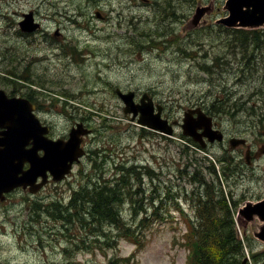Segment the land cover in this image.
<instances>
[{
	"label": "rangeland",
	"instance_id": "374dc122",
	"mask_svg": "<svg viewBox=\"0 0 264 264\" xmlns=\"http://www.w3.org/2000/svg\"><path fill=\"white\" fill-rule=\"evenodd\" d=\"M218 1L208 18L214 20L222 15L218 7L224 0ZM144 2L0 0V52L5 59L3 61L0 57V61L6 62H0V69L8 70L7 63L19 57L29 65L33 79L37 77L38 81L47 83L54 92L66 90L73 95L70 98L75 100L74 107L77 106L75 102L81 104L79 108L65 107L68 102H61L57 97L52 105H49L51 101H45L44 117L52 122L56 134L64 133L74 116L80 115L88 119L93 129L92 134L85 138L88 154L74 167L71 175L42 189L37 198L20 191L9 195L1 204L0 264H106L112 257L123 258V264H184L187 250L181 241L186 222L183 212L176 208L174 197L180 200L184 212L192 216L194 210L186 192L191 194V188L199 183L193 182L184 169H180L183 164L178 146L189 153L185 158L191 159L206 179L225 189L230 202L238 203L236 206L229 203L228 216L242 200L264 196V105H261L264 103V77L256 71L264 74V67H258L264 64V30L259 29L263 33L262 39L247 40L245 44L248 45H241L234 33L212 24L210 20L209 25L205 22L193 31L194 34L184 36V21L181 20L193 9L194 0H147V5ZM198 2L209 3V0ZM29 9H33L41 20L45 33L43 36L38 33L35 39L31 37L34 41L26 44L23 38H18L14 28L22 13ZM95 10L103 16L106 14L107 19L98 18ZM74 13L80 15L74 17L77 23L70 21ZM56 29L65 34L68 45H76L85 56L69 61L59 55L62 50L54 45L60 42H56L50 33ZM112 56L114 63L111 62ZM216 56L218 63L213 65L211 57L214 62ZM203 60L208 65L212 64L208 70L201 66ZM242 60L249 63L242 66ZM240 64L243 74H236L234 69ZM111 84H114L113 89ZM115 86L132 89L136 93L150 91V95L163 104L164 116L169 119H180L189 107L199 105L206 109L213 99L221 98L223 109L212 110L215 111V121L226 135L225 139L207 146L208 150L196 151L177 144L180 140L177 136L179 126L171 137L142 130L123 112L122 102L114 92ZM35 89L40 94L44 93ZM232 97L239 98L242 105L253 106L255 113L243 112L244 106L241 105L230 112L225 106L228 99L233 100ZM107 124L109 126H105ZM231 136L243 137L250 142L248 145L253 150L250 163L245 160L246 146L241 143L232 146L229 142ZM142 141L148 149L146 152L139 151ZM90 149L112 155L114 159L127 157L131 152L140 158L146 156L149 164L161 171L160 179L144 176L148 187L144 193L153 189V181L157 187L160 182L164 189L163 200L159 201L157 197L154 202L160 206L163 204L161 212L166 218L154 219L142 229L146 237L142 246L137 247L127 238L118 236V240L112 242L110 230L107 232L109 238H102L104 242L94 241L91 236L87 237L85 229L75 223L55 220L46 211H39L36 216L33 199L43 204L58 197L65 201L70 185L84 180L79 170L83 168V172H90ZM152 155L157 158L156 165ZM97 162H101L100 159ZM193 165L188 168L192 169ZM212 165L219 172L213 173ZM110 167H113L112 161H106L103 168ZM167 186L171 189L169 195ZM126 213L133 215V209H124ZM252 228L254 225H249L245 234L240 228V236L253 248L264 249L252 235ZM72 234L84 237L85 242H79L77 248L71 247L68 238ZM113 234L116 236L114 231ZM245 236L249 241H245ZM106 241L110 244L107 245ZM65 248L71 249L72 255L66 254ZM249 250L247 246L246 255L240 257L244 264L250 262Z\"/></svg>",
	"mask_w": 264,
	"mask_h": 264
},
{
	"label": "trees",
	"instance_id": "16d2710c",
	"mask_svg": "<svg viewBox=\"0 0 264 264\" xmlns=\"http://www.w3.org/2000/svg\"><path fill=\"white\" fill-rule=\"evenodd\" d=\"M236 31L235 37H238L240 43L244 44L246 40L257 41L262 39L261 35H263L262 32L254 30L246 32L237 29ZM135 42L138 43L139 41L136 39ZM0 55L4 56L3 52H0ZM216 63H218L217 56L214 58L213 65ZM7 65L9 69L5 70V73L8 76L14 77L21 74L20 76L26 78V76L30 77L32 75L30 68L25 66V63L19 57L10 60ZM203 65L205 70L210 68V65L202 64L201 66ZM260 66L264 67V64L261 63ZM240 67L241 64L237 68ZM28 73L30 76H28ZM222 100L218 97L213 99L210 103V109H213V107L223 109ZM239 105L244 106L243 112L255 113L253 106L242 105L239 98L228 99L225 107L232 112L233 108H238ZM261 105H264V103ZM181 137L198 146L191 138L183 135ZM99 157L100 154L95 157L94 162L97 163ZM191 164L193 165L191 161H186L184 169H188ZM193 169H196L195 172H190L191 174L187 172V174L195 181V176L199 173L197 181L200 182V186L193 190V205L196 210L197 222L192 223L193 235L188 243L191 249V257L186 264H242L240 258L244 255L242 242L235 235L232 217L228 216L230 206L222 186L217 182L215 185L212 180L206 179L198 166L193 165ZM210 169L216 174L215 166L212 165ZM148 170L149 176L153 179L151 169L148 168ZM222 172L225 175L224 168ZM139 173L140 171L133 167H121L119 173L108 176L107 174L104 175V171L98 170L97 173L88 175V177H82L84 180L74 187L72 194L65 201L59 199L48 204L34 201L32 206L36 210V216H38L39 211H46L47 215L55 220L67 224L75 223L79 228L85 229L87 237L90 238L91 236L94 241L104 242L105 239L102 238L106 236L109 238L107 232L116 229L119 233H123L122 235L125 237H131L133 240L139 241L140 236L132 229L133 224L124 221L119 212L123 201H130V203H133V208H135L136 200L144 198L145 191L139 193L135 189L132 191L134 183L141 181ZM170 190V187L167 186L168 195L171 193ZM141 225L143 227L147 225L146 218L141 221ZM68 239L73 248L77 247L79 242H85L84 237L76 234H72ZM251 249V264H264V250ZM64 250L66 254L72 255L71 249L65 248ZM106 264H123V258H111ZM246 264L250 263L247 262Z\"/></svg>",
	"mask_w": 264,
	"mask_h": 264
},
{
	"label": "water",
	"instance_id": "95a60500",
	"mask_svg": "<svg viewBox=\"0 0 264 264\" xmlns=\"http://www.w3.org/2000/svg\"><path fill=\"white\" fill-rule=\"evenodd\" d=\"M225 9L228 11V16L222 17L220 22L228 27H258L264 26V0H226ZM208 8L200 6L196 8L195 14L191 20V25H197L200 17ZM36 24H31L30 20H26L23 24L24 29H33ZM126 103L125 111H133L136 114L140 111L139 122L145 123L150 127L158 128L167 133H171L172 128L168 125L167 120L161 118V106L158 105L157 112H154L153 104L150 98L144 101L141 99V104H134L132 101L133 92H128L121 95ZM184 132L192 135L202 144L201 136L205 135L209 140L221 139L222 135L219 131L211 128V119L199 114L197 119L185 118V123L182 125ZM198 128H202L201 132H197ZM86 130L81 127L72 128L70 137L67 142L62 141H47L42 139L39 147L44 149L43 156H34L18 152V149L9 147L0 154V195L3 191L10 189V185L18 183H33L37 175L42 174L45 177V172L50 170L53 179L58 180L64 177L69 171L72 161L76 160L82 153L79 148V135L85 133ZM238 140H235L237 142ZM15 159L18 163L14 165ZM28 160L30 167L22 172V175L17 177V171H20V164ZM43 182V181H42ZM258 217L262 224L258 226V230L254 231V235L264 241V199L253 203L246 202L238 211V221L240 224L246 225L249 220Z\"/></svg>",
	"mask_w": 264,
	"mask_h": 264
},
{
	"label": "flooded vegetation",
	"instance_id": "af4514ba",
	"mask_svg": "<svg viewBox=\"0 0 264 264\" xmlns=\"http://www.w3.org/2000/svg\"><path fill=\"white\" fill-rule=\"evenodd\" d=\"M18 68H19V66H18ZM20 75L21 74H17L18 79H19ZM20 77L23 80L27 79V76H26V78L22 77V76H20ZM3 79L4 78L0 77V86H1L0 88H2L8 96L15 95V96L22 97V98L26 99V101H28V103L34 107L35 113L36 114H40V110L39 109H40V106L43 105V100L45 99L44 96H42L41 94H38L31 87V85L28 82L20 80V81H17L15 84H13V83L5 84ZM42 119H43V122L45 124H47L48 127H49L47 135L49 137L54 138L55 137V135H54V133H55L54 132V125L52 124V122H49V120L44 119V118H42ZM2 130H3V128H0V131H2ZM31 142H32L31 139H29L28 142L26 143L25 147L27 148V147L31 146ZM22 166H23V168L27 167L28 166V162L24 161ZM31 196L32 197H37V194H33ZM36 201H37V199H36Z\"/></svg>",
	"mask_w": 264,
	"mask_h": 264
},
{
	"label": "bare ground",
	"instance_id": "6f19581e",
	"mask_svg": "<svg viewBox=\"0 0 264 264\" xmlns=\"http://www.w3.org/2000/svg\"><path fill=\"white\" fill-rule=\"evenodd\" d=\"M77 23V22H76Z\"/></svg>",
	"mask_w": 264,
	"mask_h": 264
}]
</instances>
